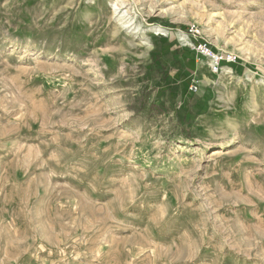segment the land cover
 <instances>
[{
	"label": "rangeland",
	"instance_id": "obj_1",
	"mask_svg": "<svg viewBox=\"0 0 264 264\" xmlns=\"http://www.w3.org/2000/svg\"><path fill=\"white\" fill-rule=\"evenodd\" d=\"M150 35L189 134L136 113ZM0 264H264V0H0Z\"/></svg>",
	"mask_w": 264,
	"mask_h": 264
},
{
	"label": "trees",
	"instance_id": "obj_2",
	"mask_svg": "<svg viewBox=\"0 0 264 264\" xmlns=\"http://www.w3.org/2000/svg\"><path fill=\"white\" fill-rule=\"evenodd\" d=\"M149 22L150 24H158L166 28H176L159 19H150ZM150 38L153 50L150 52V63L145 69L144 79L150 80L157 75L161 78L163 85L158 89L157 101L148 106H146V102L143 100L145 95L143 96L141 93V95L136 98V113L145 112L148 116L158 114L168 115L169 113H173L178 127L186 134H189L197 118L206 110L207 103L203 100L205 96L200 98L196 93L187 89L185 94L188 96H185V101L181 102V104L176 107L174 103L180 91L174 78L170 76V70L175 69L181 72L182 78H187V73H194L196 70L195 54L187 47L172 50L173 43L162 36L150 35ZM205 47L211 52L213 51V49L207 47V45H205ZM220 65L231 68L232 72L235 74L240 73V69H238L236 64L222 61ZM163 97H167L170 100L172 104L171 109L167 107L166 101H158Z\"/></svg>",
	"mask_w": 264,
	"mask_h": 264
},
{
	"label": "built area",
	"instance_id": "obj_3",
	"mask_svg": "<svg viewBox=\"0 0 264 264\" xmlns=\"http://www.w3.org/2000/svg\"><path fill=\"white\" fill-rule=\"evenodd\" d=\"M197 53L199 54V53H201L202 55H205V56H207V57H210V58H213V60H214V64H213V67H214V69L217 71V69H218V66H220V63L222 62V61H225V60H223V59H221V58H217V57H215L214 55H213V53L209 50V49H207L205 46L202 48V47H199V49H197ZM227 62V61H226ZM227 63H230V62H227ZM189 91H191V92H196L197 91V87L196 86H194V85H191L190 87H189Z\"/></svg>",
	"mask_w": 264,
	"mask_h": 264
},
{
	"label": "bare ground",
	"instance_id": "obj_4",
	"mask_svg": "<svg viewBox=\"0 0 264 264\" xmlns=\"http://www.w3.org/2000/svg\"><path fill=\"white\" fill-rule=\"evenodd\" d=\"M158 30H160V29H158ZM158 30H155L156 32H158ZM158 36V35H157ZM183 41H184V39H182Z\"/></svg>",
	"mask_w": 264,
	"mask_h": 264
}]
</instances>
